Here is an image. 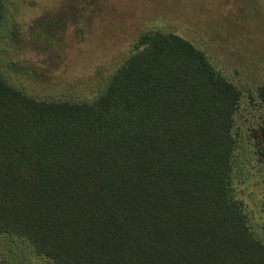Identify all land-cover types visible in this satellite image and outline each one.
<instances>
[{
  "label": "trees",
  "instance_id": "16d2710c",
  "mask_svg": "<svg viewBox=\"0 0 264 264\" xmlns=\"http://www.w3.org/2000/svg\"><path fill=\"white\" fill-rule=\"evenodd\" d=\"M243 96L162 30L92 101L39 100L0 71V233L55 264H264L232 187Z\"/></svg>",
  "mask_w": 264,
  "mask_h": 264
},
{
  "label": "rangeland",
  "instance_id": "374dc122",
  "mask_svg": "<svg viewBox=\"0 0 264 264\" xmlns=\"http://www.w3.org/2000/svg\"><path fill=\"white\" fill-rule=\"evenodd\" d=\"M174 32L238 85L233 192L264 240V0H5L0 71L39 100L92 101L133 53L141 33ZM240 145V147H239ZM6 264H55L30 242L0 233Z\"/></svg>",
  "mask_w": 264,
  "mask_h": 264
}]
</instances>
